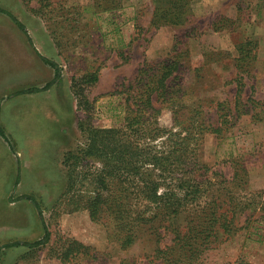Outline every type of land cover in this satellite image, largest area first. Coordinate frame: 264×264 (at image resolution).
<instances>
[{
  "label": "rangeland",
  "instance_id": "rangeland-1",
  "mask_svg": "<svg viewBox=\"0 0 264 264\" xmlns=\"http://www.w3.org/2000/svg\"><path fill=\"white\" fill-rule=\"evenodd\" d=\"M171 1L0 0V126L9 137L0 135L1 264H165L157 251L199 221L207 200L239 229L227 240L221 233L204 263L264 264V0ZM170 9L179 17L167 15ZM41 56L61 70L49 89L55 69ZM173 58L180 62L174 88L181 89V119L220 128L194 145L190 166L201 190L210 191L176 216L136 227L134 244L123 249L113 217L95 222L84 206L93 171L105 162L99 154L83 160L85 150L93 136L125 130V90L143 65ZM93 74L98 81L86 83ZM33 87L43 90L18 94ZM172 118L163 110L157 125L171 127ZM150 145L162 152L164 138ZM73 150L80 160L70 191L64 157ZM141 179L123 185L143 209L149 201L137 192ZM26 196L38 201L42 218ZM43 220L47 245L5 248L42 239Z\"/></svg>",
  "mask_w": 264,
  "mask_h": 264
},
{
  "label": "trees",
  "instance_id": "trees-1",
  "mask_svg": "<svg viewBox=\"0 0 264 264\" xmlns=\"http://www.w3.org/2000/svg\"><path fill=\"white\" fill-rule=\"evenodd\" d=\"M180 3L181 7L190 0H172ZM171 1V3H172ZM178 9H175L177 11ZM3 12V11H0ZM179 17V14L172 11L167 15ZM15 24L26 33L25 26L14 16L10 15ZM41 59L55 69L54 79L43 89L51 88L58 79L61 78L59 66L41 56ZM180 62L177 58L165 60L157 65L145 63L137 78L131 83L125 92L128 93L127 115L125 118L124 131H107L103 136L99 134L93 136L89 147L84 151L85 158H98V154L105 161L103 166L96 171L91 180V187L86 193L84 206L89 211L90 217L95 222H100L107 214L112 216V221L117 224L124 235L121 238L122 248L130 247L136 240L135 228L142 225L154 223L157 220L161 222L181 213L185 207L198 201L204 196L201 182L192 175V161L195 159V147L198 141L205 134L220 133V128L206 124L204 121H184L181 119L180 108L183 106V99L180 96L181 89L174 88L176 82L175 73L179 71ZM99 76L93 74L84 81L88 84H94ZM41 88H29L18 92V94H32L42 91ZM238 90V94L240 93ZM179 93V96H178ZM78 96V94L75 92ZM160 104L157 108L156 104ZM163 110H169L172 114L173 125L163 127L157 125V118ZM0 135L9 141L6 132L0 126ZM144 139L146 145L140 144L139 139ZM158 138H164L165 148L162 152H155V146L150 142ZM148 142H147V141ZM81 151V150H80ZM83 152V154H84ZM80 153L70 151L65 155V166L69 177L70 191L75 189L77 178L74 174L79 164ZM142 170V168L146 167ZM158 169L160 174H156ZM88 172V171H87ZM88 174H92L88 172ZM143 174H146L145 177ZM206 174V173H205ZM204 174V175H205ZM142 177L140 181V190L149 204L144 205L143 209L136 207L131 202L129 195L132 191L123 184L133 179V177ZM125 177V180L122 179ZM161 179V180H159ZM202 177V176H201ZM115 183H117L115 185ZM202 183L208 187V180H202ZM129 192V193H128ZM25 199L35 203L42 218L40 205L38 201L31 196ZM202 210V217L199 221L185 231H178L176 238L170 246L159 249V260L165 264H205L202 255L207 250L214 249L219 237L229 238L230 234L236 232L239 228L234 225V217L224 218L225 213L217 210L216 202L209 201ZM220 209V208H219ZM219 211V213H218ZM109 217L106 219L108 220ZM44 236L42 239L34 242L16 241L9 243L5 248L27 247L38 249L44 247L50 242L51 233L43 220ZM155 225L152 224L151 228ZM224 240V239H223ZM72 245L78 249H86L83 245L73 242ZM3 252L0 251V264L2 262ZM72 246L63 254V261L69 262L73 257ZM158 259L155 261H159ZM154 262V261H153Z\"/></svg>",
  "mask_w": 264,
  "mask_h": 264
},
{
  "label": "crops",
  "instance_id": "crops-1",
  "mask_svg": "<svg viewBox=\"0 0 264 264\" xmlns=\"http://www.w3.org/2000/svg\"><path fill=\"white\" fill-rule=\"evenodd\" d=\"M0 11H3L4 12V10H2V9H0ZM17 26V25H16ZM18 27V26H17ZM19 28V27H18ZM20 29V28H19ZM21 30V29H20ZM22 31V30H21ZM23 32V31H22ZM23 33H25V32H23ZM44 62V61H43ZM45 63V62H44ZM46 64V63H45ZM33 88H39V87H33ZM27 89H29V88H27ZM24 90H26V89H24Z\"/></svg>",
  "mask_w": 264,
  "mask_h": 264
}]
</instances>
